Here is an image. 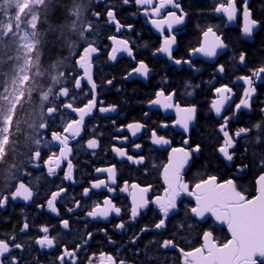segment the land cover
Wrapping results in <instances>:
<instances>
[{
  "label": "flooded vegetation",
  "instance_id": "obj_1",
  "mask_svg": "<svg viewBox=\"0 0 264 264\" xmlns=\"http://www.w3.org/2000/svg\"><path fill=\"white\" fill-rule=\"evenodd\" d=\"M176 2L180 4L183 12L187 13L184 24L174 26L172 30H168L165 26L164 31H160L151 24V19H162L169 11H175L177 15H180L181 9L170 5L162 10L160 17H156L151 14V8L158 6L159 0H154L151 6L137 5L134 0H131L128 5H124L122 0H95L88 22L92 24V30L86 32L88 40L82 45V49L88 42H94L95 46L99 48V52L93 54L92 57V75L97 87L93 92L90 85L82 82V89L76 93L79 99L75 102V106H82L89 98L95 96L97 109H94L91 117L85 121L81 135L76 139L70 138L72 152L68 155L67 160L61 162V166L54 176L47 174L43 160L47 159L52 151H55L58 156L59 145L56 142L54 147H45V144L50 141L51 131L61 130L62 122L59 119L61 115L68 113L70 118H78V116L68 109H61L53 117L47 116L45 112L43 119L49 121V129H36L30 144L34 146L32 153L37 147L41 151L40 167H36V162L28 158L15 186L18 187L20 181L28 184L34 192L33 202L23 204L20 201L11 200L10 197L7 205L0 208V239L15 236V242L20 243L22 248H13L8 255L17 258L20 264H60L58 257L63 254L64 248L69 251L76 250L73 257L65 258L64 264H109L108 256L116 258L117 261L123 260L125 264H184L183 253L180 249L192 251L201 247L204 244L202 236L205 231H211L210 239L218 246L229 241L232 237L226 223L216 221L211 214H206L204 222L186 214V209L195 206V197L189 196L187 193L182 194L179 198V214L169 215L165 229L141 233V229L145 226L151 228L162 218V213L151 203L146 210H142L141 215L135 221L130 220L131 197L129 192L132 190L130 186L133 183L142 187L151 185V190L148 193L150 201L154 200L157 195L163 196L167 189L163 170L172 156L171 149L191 150L196 145H200L198 143L200 109L197 103V94L200 90L212 91L207 104V114L213 118L215 123L217 157L231 171L229 179L234 180L238 190L242 191L248 199L259 194L257 179L264 168L259 167L260 172L254 174V177L250 179V169L245 159L249 155L251 161L260 165L258 154L253 155L250 152L251 150L257 152L258 148L264 146V74H261L258 81L254 78V86L257 91L252 97L251 108H242L238 114H233L234 105L243 98V91L247 88L244 82L236 78L252 75L254 70L264 66V49L262 53L256 51V47L261 48L262 46L258 44L260 34L264 30L263 5L258 0H248L247 6L251 10L252 18L260 21V26L254 29L253 35L249 37L243 34L244 0H236L238 12L232 21H227L226 14L214 11L215 7L225 0H176ZM110 8L115 11V19L123 26L119 28V31H117L115 22L106 16ZM145 8L148 9V15L145 14ZM199 9L208 13L211 18L210 23L203 29L199 28V25L194 26L197 42L188 49L185 56H181L179 55L181 41L186 37L191 26V12L196 11L197 16L200 17L203 13L199 12ZM124 11L127 12L124 13ZM96 12L100 13L99 18L93 15ZM128 25L132 27L129 29ZM209 26L222 36L227 47L218 50V55L215 58L192 54L190 50L200 46L203 41L202 33ZM173 34L177 37L173 57L181 60L190 59L191 66L188 64L178 66L165 54L156 52V49L162 46L164 37ZM112 36L128 40L133 50V56L130 57L127 53H118L117 60L111 61L109 53L111 47L115 46V42L109 39ZM82 49L77 58L82 54ZM241 52L246 54L243 64L238 59ZM141 60L150 68L147 78L132 72ZM219 65L224 66L223 73L219 72ZM119 66H122L123 72L115 74V70ZM62 72L65 73L63 78L65 86L70 87V92L74 91L71 89L72 76L76 73L82 75L83 70L79 69L74 62L73 67ZM174 72L188 75L181 89L171 88V79L168 76L171 74V77H174ZM129 73L132 74L129 75ZM116 75L120 77L115 79ZM109 80L112 81L111 84L107 83ZM225 84L232 87L234 93V95L230 94L232 99L226 104L221 114L233 117L229 120L226 130L230 134H234L241 127L252 129L240 138L233 135L235 147L230 149V152H234L235 155L230 164H227L226 159L217 150L223 143L222 133L219 131L223 120L221 116L217 117L214 109L211 108L212 102L219 98V94H216L214 89ZM114 85L116 87L113 92ZM125 85L131 86L128 90L129 93L125 92ZM160 89H163L166 94L174 93L172 101L174 105L178 104L184 107L194 104L197 106L196 119L194 124L190 125L188 132L175 124V120L178 119L175 107L165 111L162 106L150 104ZM128 94L134 96L138 103L131 105ZM114 95L121 96L115 103L112 102ZM62 101L67 102V98L56 100L54 96H50L43 108L59 105ZM112 105L116 108L113 112L101 113L98 111L99 107ZM134 122L145 124V128L136 136H132L131 130L126 128L127 124ZM162 124H167L168 127L164 128L161 126ZM257 124L261 125L260 129L254 127ZM121 126H125L123 130H121ZM153 129L156 130L157 135L168 139L170 144L164 146L153 144L151 138ZM124 136L129 139L127 141L115 139ZM257 137L260 139L259 144L256 142ZM34 138L41 139V145H35ZM92 138L99 142L96 149L87 148V141ZM185 139L188 140L187 144L184 143ZM135 144H140L142 147L136 149ZM207 144H210L209 140ZM114 147H123L129 155L137 158L143 155L145 161L139 165L133 164L131 161H127L126 157H119L114 151ZM200 148L199 153L190 157L181 173L183 181L189 186V192L197 191L195 184L210 176L217 177L218 183L229 180L228 178L224 180L220 176L221 171L212 173L213 175H203L194 171V165L202 155L201 145ZM69 160L74 165L73 181L64 179ZM112 165H116L117 168V184L111 186L119 189L127 182L129 192L117 190L116 193L109 194L106 189L102 188L94 190L90 193V197H83V189L90 187L92 182L97 179L108 180L107 173H98L96 169L108 168ZM244 165L247 167L240 171ZM60 187L67 191L58 198L56 207L59 211L57 214L47 208L46 201L50 198V193L57 191ZM109 195H112L116 206L121 208V214L117 216L112 213L106 219L88 217L87 211H90L96 203L102 204L103 199ZM75 201H79L81 206L75 207ZM41 205L44 207H40ZM69 208H73L74 211H68ZM65 219L69 221L68 229L63 228L62 220ZM26 222L29 224V229L22 231L23 224ZM122 222L125 223L124 229L116 227ZM44 226L49 227L48 235L56 238L54 247L51 249L42 248L35 243L36 239L44 235L40 231ZM89 234H91L90 238ZM164 239H173L177 247L163 249L161 244ZM133 240H135L134 243Z\"/></svg>",
  "mask_w": 264,
  "mask_h": 264
},
{
  "label": "snow or ice",
  "instance_id": "obj_2",
  "mask_svg": "<svg viewBox=\"0 0 264 264\" xmlns=\"http://www.w3.org/2000/svg\"><path fill=\"white\" fill-rule=\"evenodd\" d=\"M131 0H122L124 5H128ZM52 0H0V14L5 19H0V159L5 155V146L9 144V136L6 133L9 132L13 122V116L16 112L18 104L25 99V94L31 97L33 90L39 87L40 78L47 75L51 81V85L47 88V91H42V101H49L50 96H54L56 100L61 98H67V102L62 101L61 104L55 106H49L46 109L42 108L39 114L40 122H33L30 127L33 129H49V121L43 119L45 112L47 116H55L61 109H68L71 113L78 114V118H70L68 113H64L59 117L62 122V128L59 131L53 130L50 133V141L45 144V147H54L56 142L59 145V155L57 156L55 151H52L47 159L43 160V165L46 166L47 174L54 176L57 174V170L61 166L63 160H67L68 155L72 152L70 147V138L76 139L81 135L86 117L93 114L94 109H97V101L95 96H92L82 106H75V102L79 99L78 93L83 83L91 86V90L94 92L97 85L92 76V57L93 54L99 52V48L95 46L94 42H88L82 49V54L78 56L75 63L79 69L83 70V74L76 73L72 76L71 89L65 86L64 76L65 73L60 71L62 62H57L51 65L48 69H43L40 65V46L45 43L42 34L36 31L38 23L39 11H48V6L51 5ZM137 5L151 6L154 0H134ZM173 6L176 9H181L179 3L176 0H159L158 6L151 8V14L160 17L162 10L168 6ZM248 0H244L243 3V34L246 36H252L254 29L260 26V21L252 18L251 10L248 8ZM88 7L86 0H72V8L69 11L70 23L65 24L59 29L58 39L62 46H66L70 53H74L78 47V40H85V33L92 30V24L87 23L84 19V13ZM15 10L14 16H9V13ZM27 10V16L24 19V27H21L22 16ZM214 11L216 13L226 14L227 21H232L236 18L238 8L236 6V0H225V2L219 3ZM19 13V18L17 14ZM145 14L148 15V9L145 8ZM93 15L99 18L100 13L96 12ZM106 16L114 21L117 25V31L120 27L119 21L115 19V11L109 9ZM187 13L181 9V14L177 15L175 11L167 12V15L162 19H151V24L158 30L164 31L165 26L168 30H172L174 26H180L184 24ZM27 17H30L27 18ZM129 29L131 25L127 26ZM203 41L199 47L192 48L190 51L192 54H202L207 58H215L218 55V50L225 49L227 44L221 35H218L214 31L213 27L209 26L203 31ZM110 40L115 42V46L111 47L109 53V59L116 61L118 53H127L128 56H133V50L129 45L128 40L118 39L116 36L109 37ZM177 45L176 35H166L163 39L161 47L156 49V52L165 54L166 57L176 65L188 64L192 65V61L181 60L173 57L174 46ZM15 50L17 55L10 54ZM155 54V53H154ZM4 56H7V61L4 60ZM239 62L243 64L246 60V54L241 52L239 54ZM11 61L16 67H10L7 72L3 71L5 64ZM219 72H224V66L219 65ZM34 70V71H33ZM132 72L139 74L140 76L147 78L150 72L149 66L144 61H139L138 66L135 67ZM31 73V75H29ZM132 73H129L131 75ZM261 74H264V66L252 72V75L239 76L236 79L244 82L247 88L243 91V98L234 105V114L236 115L243 109L251 108L252 97L256 94V87L254 86L255 80H259ZM83 82V83H82ZM111 84L112 81H107ZM56 86H59L58 88ZM216 94H219V98L215 99L211 108L217 116H221L223 123L219 126V131L222 133L223 143L218 147V152L222 154L227 161H232L235 153L230 152V149L235 147V140L233 135L237 138L246 135L252 129L241 127L234 134H230L227 131V124L229 120L233 119L232 116H222V110L225 109L226 104L232 99L233 89L229 85L225 84L214 89ZM232 94V95H230ZM156 98L150 101L151 105L162 106L167 111L175 107L178 119L175 120V124L182 127L185 132H188L190 125L195 121L197 114V106L190 105L181 107L180 105H174L172 103L174 93L166 94L163 89H160L155 94ZM114 105L108 107H99L98 111L101 113H108L115 111ZM147 115V113H145ZM114 123V122H113ZM167 128V124L161 125ZM121 126V130H123ZM256 129H260L261 125L254 126ZM126 128L131 130L132 136H136L145 128V124L140 122L129 123ZM152 143L155 145H169L170 141L164 136H159L156 130H151ZM115 139H123L127 141L129 137H116ZM35 145H41V139L34 138ZM256 142L259 144L260 139L257 137ZM185 144L188 140L185 139ZM99 146L97 139L92 138L87 141V148L96 149ZM136 149H140L142 145L135 144ZM201 150L200 145H196L191 150L185 148H172V156L169 159L168 164L164 167V179L167 184V189L163 196L157 195L154 200L148 199V193L151 190V185L141 186L133 183L131 192H129V185L124 183L122 188L112 187L111 185L117 184V168L116 165H112L108 168H97L98 173H107L108 180L97 179L90 184V187L83 189L82 196L90 197V193L94 190L106 189L109 194H114L119 190L120 192H129L131 197L130 205V220L135 221L140 215L142 210H146L149 204H154L158 211L162 213V218L159 219L151 228L145 226L141 229V233L151 230H160L167 227L166 220L170 214L178 215V201L182 194L187 193L189 196L195 197V206L190 209H186V214L191 215L193 219L199 218L200 222H204L206 214H211L215 217L216 221L220 223H226L229 231L231 232V239L224 243L222 246H218L213 242L210 237L211 231H205L203 233L204 244L201 247H197L192 251H184L183 253L184 264H264V171L258 176L257 183L259 185V194L248 199L246 195L238 190L234 180L229 179L223 183L217 182V177L210 176L207 179H201L195 184V192H189V186L182 179L181 173L185 166L188 164L190 157L199 153ZM114 151L119 157L127 158V161H131L133 164L139 165L145 161V157L140 155L138 158L129 155L125 148L114 147ZM180 155H177V154ZM41 151L39 147L32 153L30 160L35 161V166L40 167ZM259 164L264 168V153L259 155ZM247 165H244L240 171H243ZM30 175V174H29ZM64 179L67 181L74 180V165L69 160L67 163V170L64 175ZM110 182V183H109ZM67 190L60 187L57 191L50 193V198L46 201V206L53 213L58 214V208L56 203L58 198L62 196ZM34 192L32 188L23 181L18 183V187L10 191L9 194H3V190H0V208L5 207L9 201V198L13 201L16 198H22L23 201H31L33 199ZM80 202L75 201V207H80ZM40 207H44L41 205ZM68 211H74L73 208H69ZM121 208L116 206L113 202L112 195L105 197L101 203H96L90 211H87V216L92 218H108L110 214L115 213L117 216L121 214ZM63 228H69V221L62 220ZM116 227L119 229L125 228V223H120ZM183 227V225H181ZM29 229V224L26 222L23 224V230ZM44 235L35 240V243L42 248L51 249L54 247L56 238L50 237L49 227L44 226L40 229ZM91 234H89L90 238ZM138 238V237H137ZM135 240H133V243ZM161 247L163 249H169L170 247H177L173 239H164ZM21 249L22 245L15 242V236H11L5 239H0V264H20V261L12 257L10 252L12 249ZM76 250L69 251L64 248L63 254L58 257L60 264H64L66 257H73ZM109 264H125L123 260L117 261L116 258L108 256Z\"/></svg>",
  "mask_w": 264,
  "mask_h": 264
},
{
  "label": "trees",
  "instance_id": "obj_3",
  "mask_svg": "<svg viewBox=\"0 0 264 264\" xmlns=\"http://www.w3.org/2000/svg\"><path fill=\"white\" fill-rule=\"evenodd\" d=\"M261 2L264 8V0H258ZM72 8V0H52L51 5L48 6V11H39L38 23L36 31L42 34L45 43L40 46V65L43 69H48L51 65L56 64L58 61L62 62L60 66V71H65L67 68L73 67L76 61L77 55L82 49V45L88 40V36H85V40H78V47L74 53H70L66 46H62L59 36V29L65 24L70 23L69 11ZM203 13L200 17L197 16V12H191V26L187 32L186 37L181 41V48L179 50V55L185 56L188 53V49L192 47L193 44L197 42L196 31L194 26L199 25V28H205L210 23V16L207 12L198 10ZM127 11H124V13ZM264 23V20H263ZM260 41L256 47L257 53L263 52L264 45V30L260 34ZM82 42V43H81ZM122 66H119L115 70V74L122 73ZM4 72L8 69L5 66L3 68ZM34 71V70H33ZM175 76L171 77V88L181 89L184 85L185 80L188 75L185 73H175ZM31 75V73H30ZM115 79L120 76H114ZM51 85V81L47 75L40 78L39 87L33 90L31 97L29 98L27 93L25 94V99L21 104L17 105L16 112L14 113L13 122L9 131V144L5 146V155L0 159V190H3V194H9L10 191L14 190L16 186V181L20 177L24 167L25 161L31 157V153L34 149L31 144L32 138L34 136V131L30 125L35 121L34 118L39 116L41 109L43 108L42 101V91H47V88ZM116 85L113 86V92ZM126 93L131 86L125 85ZM2 91V89H0ZM129 93V92H128ZM212 91H198L197 103L200 109V124H199V139L198 143L202 147V155L200 159L194 165V171L200 172L203 175H213L221 171L222 178L224 180L229 179L231 171L223 165V163L218 159L216 152V137H215V123L213 118L207 114V104L209 101V96H211ZM131 98H128L129 103L134 105L138 103L135 97L128 94ZM121 96H113L112 102H117ZM133 107V106H132ZM40 120V119H39ZM38 123V121H36ZM210 144H207V141ZM259 150L255 152L251 150L250 154L264 153V146L258 148ZM260 152V153H259ZM247 165L250 169V179L254 177V174L260 172V165H256L254 161H251L249 155L245 159ZM213 173V174H212ZM231 177V176H230Z\"/></svg>",
  "mask_w": 264,
  "mask_h": 264
},
{
  "label": "rangeland",
  "instance_id": "obj_4",
  "mask_svg": "<svg viewBox=\"0 0 264 264\" xmlns=\"http://www.w3.org/2000/svg\"><path fill=\"white\" fill-rule=\"evenodd\" d=\"M86 3H87V5H88V7L86 8L85 13H84V19H85V21L88 23V22H89V19H90V13H91L92 9L94 8L95 0H86ZM14 15H15V10H13L12 12L9 13V16H14ZM21 16H22L21 27L23 28V27H24V23H23V21H24V19H25L26 16H27V10H26V13H25V14H21ZM17 18H19V13L17 14ZM27 18L30 19V17H27ZM0 19H5V18L2 16V14H0ZM85 36H86V33H85ZM10 54L13 55V56L17 55V53L15 52V50L11 51ZM4 60L7 61V56H4ZM5 66L7 67L8 70H9L10 67H16V65L13 64L11 61H8V62L5 64ZM5 66H4V67H5ZM29 75H30V73H29ZM44 104H46V102H43V105H44ZM40 113H41V111H40ZM40 113H39V114H40ZM13 117H14V116H13ZM39 119H40L39 116H37L36 118H34L35 122H36V121L40 122ZM2 126H3V125H0V127H2ZM10 128H11V127H10ZM9 131H10V130H9ZM6 135L9 136V132L6 133ZM0 138H2V136H0Z\"/></svg>",
  "mask_w": 264,
  "mask_h": 264
},
{
  "label": "water",
  "instance_id": "obj_5",
  "mask_svg": "<svg viewBox=\"0 0 264 264\" xmlns=\"http://www.w3.org/2000/svg\"><path fill=\"white\" fill-rule=\"evenodd\" d=\"M93 76V75H92ZM223 111V110H222ZM77 116H78V114H76ZM217 116V115H216ZM89 117H91V116H89ZM217 117H219V116H217ZM87 118L88 117H86V119H85V121L87 120ZM194 124V123H193ZM226 159V158H225ZM226 162H227V164H230V161H227L226 160ZM12 200V199H11ZM15 201H20V202H22L23 204H28V203H32L33 202V199L31 200V201H23V199L22 198H16V200Z\"/></svg>",
  "mask_w": 264,
  "mask_h": 264
}]
</instances>
